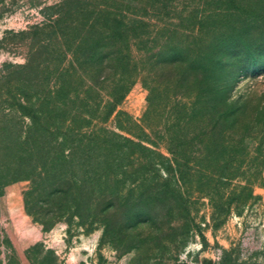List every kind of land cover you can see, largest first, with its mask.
I'll return each instance as SVG.
<instances>
[{
	"label": "rangeland",
	"instance_id": "rangeland-1",
	"mask_svg": "<svg viewBox=\"0 0 264 264\" xmlns=\"http://www.w3.org/2000/svg\"><path fill=\"white\" fill-rule=\"evenodd\" d=\"M58 1L0 0V264H264V163L257 173L247 164L199 191L178 171L165 179L149 151L115 157L118 134L170 155L156 117L143 120L147 89L141 76L106 118L109 85L95 87L85 119L75 126L84 136L97 134L102 144L116 142L107 173L94 153L86 160L78 152L70 166L60 164L61 135L52 136L49 148L31 150V118L16 105L25 99L19 92L27 89V111L43 109V91L56 82L53 77L46 84L44 73L36 82L26 75L21 65L30 38L22 31L41 23V8ZM195 1L170 0L168 6L185 9ZM233 93L253 95L252 115L259 121L246 139L248 155L264 153V73L242 77ZM54 106L46 119L55 125ZM117 110L124 111L118 118L123 128ZM62 172L68 178L60 181Z\"/></svg>",
	"mask_w": 264,
	"mask_h": 264
},
{
	"label": "trees",
	"instance_id": "trees-1",
	"mask_svg": "<svg viewBox=\"0 0 264 264\" xmlns=\"http://www.w3.org/2000/svg\"><path fill=\"white\" fill-rule=\"evenodd\" d=\"M196 1L185 9H171L170 0H59L44 5L42 22L22 31L30 38L21 65L26 75L36 82L44 73L46 84L53 77L56 82L43 91V109L27 111V89L19 92L25 99L16 105L31 118V150L47 149L52 136L61 135L60 164L70 166L78 152L86 160L94 153L107 173L105 165L113 160L110 151L116 142L102 144L97 134L78 133L87 112L86 98L95 87L109 85L106 118L141 76L147 89L143 120L156 117L159 138L170 155L142 139L118 134L122 143L115 157L132 159L136 148L149 151L165 179L178 171L183 183L188 175L199 191L247 164L258 171L264 153L250 157L246 143L259 121L252 115L253 95H234L233 90L242 77L264 73V0ZM56 103L54 125L46 117ZM115 114L123 128L118 118L124 111ZM67 178L62 172L60 181ZM49 185L53 187L55 180ZM212 206L219 208L222 202Z\"/></svg>",
	"mask_w": 264,
	"mask_h": 264
}]
</instances>
